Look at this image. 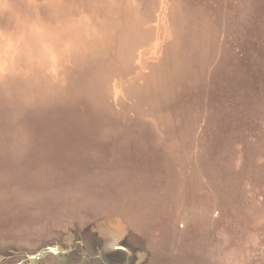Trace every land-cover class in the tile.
I'll return each instance as SVG.
<instances>
[{
	"label": "water",
	"instance_id": "water-1",
	"mask_svg": "<svg viewBox=\"0 0 264 264\" xmlns=\"http://www.w3.org/2000/svg\"><path fill=\"white\" fill-rule=\"evenodd\" d=\"M154 2L150 4L151 7L147 6V10L148 8H151V12L154 10L152 13H157L156 17L146 12L137 17V14L144 11V5H149V0H0V37L8 44L4 50L10 52L12 50L10 56L13 58L12 62L16 63V69L11 70L14 72L12 76L11 72L6 76L14 78L15 73L21 72L22 79L16 78L15 80L26 88V92L22 93L23 97L12 99L0 97V119L8 116L6 120L9 122L5 121V123L10 126L22 123L19 115L11 110L13 109L12 104L16 105L15 111L21 110L22 112L47 105L49 100L47 101L46 98L40 100L35 95L41 92L36 88L42 85V82H45V85L57 97H61L65 91L80 94L79 90H82V87H75L68 80L73 76H83V68H79L74 57L79 54L86 55V53L89 56L97 45L104 43L105 52L96 51V55H99L97 59L106 64L110 59L117 60V65L114 66L115 70L108 79L107 91L101 92L106 99L104 104L109 108V115H103L107 123L100 126L99 129H102L101 133H103L100 137L106 141V144L114 148V153L116 150V156L128 164V171L130 170L127 175L116 172L112 176L113 178L109 177L113 166L109 159L96 151V162L89 170L98 171L99 174L93 175L88 171L85 173L80 155H68L60 152V155L55 154L51 160L45 161V164L53 165L51 173L46 175V179L48 178L53 183L44 181L33 184L22 175L23 169L21 173L17 163L0 156V264H143L144 255L139 253L138 259H136L138 254L136 250L133 251L132 245H129L130 253L119 250L125 246H121L122 243L114 238L115 234H118L115 236L123 238V241H132V236L136 235H132L131 230L134 229L129 224H114L113 216H118L117 213L94 214L92 212L94 209H88L91 208L90 204H77L78 208L62 211L61 209L67 208L61 206L64 204L63 196L59 194H62L66 189L65 194L68 198H70L69 196L78 197L80 194V197L92 199H103V197L120 199L126 194L129 197L148 196L149 194L142 190L140 181L144 182L145 177L154 170H156L154 174H158V155L161 157L163 155L154 152L155 160L152 161L149 159L152 155V152H148V148L151 146L149 140L143 142L142 137H139L127 141V137L138 135L143 127L151 132H158V136L164 144V147H161V153L168 152V149L177 151L180 158L185 160L184 162L179 161L175 165L177 172L183 169L187 171L196 163L202 165L203 159L204 161L209 159V154L219 152L220 146H223L222 143L226 146L230 144L229 141L220 142L218 138L215 139V136L208 131L210 128L206 126L209 125L207 117L209 113L213 117V112L215 119L218 114L219 118H222L221 121L228 122L232 111H225L226 114H224L222 109L225 110V106L233 108L232 103H228L229 99L220 102L222 107L214 106L212 109L209 107L206 110H194L190 113L181 107H178L179 111L175 109L170 112L168 106L165 105L161 107L157 116L129 88L136 89L144 86L152 66L158 64V61L159 64H166L173 50L177 48L175 43L185 47V52L186 49H191L189 39L185 34L190 28L189 18L184 19L186 22L183 30L187 29L186 32L173 34L172 32L175 31L172 27L177 24H173L172 19L177 20V18L184 17H180L177 13L173 0H155ZM177 3H179L178 0L175 5L179 6ZM196 7L199 8L200 13L198 28L205 37L215 39L214 43L217 44L209 48L210 45L208 46V42L204 38L206 49L209 48L210 51L208 52L209 56L215 55L214 60L217 62L223 55H226L228 62L234 66L231 70L240 71L238 75L235 74L230 79L227 78L224 86L229 87L234 79L239 80L242 76L245 77L248 74H244L247 69L261 72L263 75L264 0H197ZM190 18L192 19V17ZM206 18L209 21H205ZM147 29L155 34L150 42H139L138 48H140H135L132 53H129L127 63L124 64L123 60L116 59L115 51L118 44L115 42L119 33H125L128 37L132 35L133 39H139V33L148 31ZM200 30H198V35ZM157 32L158 39H156ZM184 35L185 39H183ZM168 46H170L169 51ZM125 48L124 52H126ZM152 50L155 52L154 55L149 54L152 53ZM54 59H58V62L61 60V63L64 64L63 68L54 69L52 66ZM218 63L219 70L228 72L224 65ZM217 67L216 69H218ZM221 74L222 72H217V76ZM1 78L2 76H0V84L5 82ZM209 80L210 73L205 71L198 84L201 86L204 82L209 83ZM35 84L40 85L33 87ZM255 84L258 88H263L260 86L261 83ZM226 87L221 88L219 92L226 91ZM203 91V96H208L207 93L211 89L206 88ZM1 95L4 96V94ZM250 99L244 93H241L237 98L243 102L241 106L236 107L237 111H243L247 117L250 116ZM259 103L260 101L254 106L259 107ZM24 104L27 106L24 107ZM260 107L262 115L260 114L259 119L255 120L259 128L257 130L258 137L256 138L254 134L252 137L246 136L245 126L239 128L236 126L235 130L239 133L235 132L234 137L240 140L237 141L239 146H235L233 149L229 146L228 149L232 153L227 149L226 164L223 168L219 169L213 166L206 170L203 166V169L206 170L202 180L204 186L208 183L211 173H215L214 177H217L223 186L232 183L234 178L239 177L240 182L232 186L231 189L241 188L237 196L240 198L239 202L244 203V212H238L241 206L237 203L234 208L221 204L222 209L213 207L208 209V211L210 210L208 230L214 227L215 223L220 226L224 225V222L220 220L223 209L237 214L236 219L241 222H244V219L239 216L241 213H245V217H248L247 219L251 222L256 218L258 223L260 221L259 225L262 226V229L254 234L253 239L254 242L256 238L254 243L258 245L259 249L257 253L252 254L255 256L253 258L260 260L252 262V259L249 257L248 260L247 254L243 252L248 264H264V104ZM210 119L213 121V118ZM160 120L171 125V130H165ZM94 121L95 119L90 117L87 123L93 124ZM223 127L226 125L223 124ZM123 130L126 132L125 134L122 133ZM2 138L4 137L0 135V141L3 142ZM242 144H244L243 147H241ZM239 157H243L244 161H240ZM214 159L218 158L214 157ZM42 160H39L37 164L40 165ZM249 172L253 175H249ZM83 179L85 180L82 182L95 183L81 185L82 190L80 186H76L81 190L79 192L69 182ZM101 179L107 181L101 183ZM119 183V188L124 187V183H131V185L119 191H108L112 190V187H118ZM55 193L58 195L54 197L56 202L51 203L50 200ZM41 198L47 199L48 202H42ZM216 200L213 198L214 202ZM196 210V213L201 214V209L196 208ZM178 213L177 216L175 213L174 216H169L170 221L174 223V230L171 232L182 237L185 232H190L191 242L194 244H187L189 247L184 250L176 238L172 244V240L168 236L158 231V226L152 228L153 235L151 234L145 239V244H151L152 239H155L157 244H161L158 247L159 250L163 247L162 244L174 246L175 255L181 259L187 257V254L191 252V246H193L192 251L200 257L203 254L201 249L207 250L206 247L210 240H201L200 232L198 238L197 235L193 236L199 226L198 223H196L197 225H188L191 216L186 218V213H190L189 211ZM170 225L167 227H173ZM247 225V222L240 224L241 227L236 230L237 225L231 221L230 224L228 222L225 224V228L230 227V234L237 235L239 230L241 233L242 226ZM200 227L203 225L200 224ZM54 228L55 230H53ZM59 228L64 231L66 228L68 230L59 232L61 235L56 237L55 232L61 230ZM85 229H89L90 234H84L86 233ZM112 229L115 231L113 235L110 234ZM72 230H77L79 233L72 236V234L70 235ZM38 232L40 233L38 234ZM25 235L26 237L32 235L35 238L33 246L27 245L28 241ZM137 237L141 239V236ZM207 238L210 237L207 236ZM116 243L119 245L115 246ZM178 248L183 249V251H179L181 254L178 252ZM139 249L141 251V248ZM150 250H152L151 252L155 251L154 248H149L148 251ZM172 253L174 252L172 251Z\"/></svg>",
	"mask_w": 264,
	"mask_h": 264
},
{
	"label": "bare ground",
	"instance_id": "bare-ground-1",
	"mask_svg": "<svg viewBox=\"0 0 264 264\" xmlns=\"http://www.w3.org/2000/svg\"><path fill=\"white\" fill-rule=\"evenodd\" d=\"M188 0H186L187 3ZM191 1V0H190ZM197 2V0H195ZM146 5V4H145ZM188 5V4H187ZM146 5L145 8H147ZM145 11V10H144ZM194 14H197L198 16L200 15L199 13V8L197 7V10H193ZM138 31V30H137ZM182 32V31H181ZM148 35V33H146L144 35V31L139 33V39H133L130 35L129 37L127 36V34L125 35V33H119L117 40L115 43L118 44V47L115 51V57L118 59L119 58V53H124L126 55V53H130L135 47H138L139 42H144L145 39L147 38L146 36ZM150 35V34H149ZM148 35V36H149ZM126 36V37H125ZM155 37V34H153L152 36L148 37V39H153ZM146 39V40H148ZM156 39H158V33L156 35ZM99 41V40H97ZM126 43V45H125ZM101 45H97L91 52V54L89 56L83 55V54H79L77 56H75V61L78 62V66L79 68H83V76L82 77H78V76H73L72 78L68 79L70 84L76 86L79 84V88L82 87V90H79V99H78V103L75 105L74 110L76 112L82 113V114H87L88 110H89V106L94 107L93 108V113H95L93 115V117L95 118V120H98V118L101 119V123H104L103 121L104 116L109 113V108L106 107V105L104 104V102L106 101L105 97L102 96V91H107L108 89V79L111 75V73L115 70L114 66H116V61L117 60H108L107 64L105 62H101L100 60H98V56H96V51H100L101 53L105 52V44L104 43H100ZM8 45L2 38V40L0 39V76H2L1 80L5 81L4 83L0 84V97L4 98V99H9V98H16V97H23L24 95L22 93L26 92V88L22 87V84H20L18 81H16L15 79H22L21 72L20 73H15L13 77L8 78L6 75L8 73H10V75L12 76V74L14 73L13 71H11L13 68L16 69V63L12 62V57L10 55H12V50L10 51H5L4 47ZM126 46V48H125ZM124 48L126 49V52H124ZM120 49V50H118ZM130 50V51H129ZM10 52V53H9ZM119 52V53H118ZM158 52V50L156 51ZM92 53H95L94 56H92ZM124 54L121 55V58H125L127 59V55L126 57H124ZM94 57V58H92ZM87 58L88 61H84V59ZM114 58V57H113ZM122 58V59H123ZM97 59V60H96ZM219 59V58H218ZM220 62V63H218ZM218 64H222L225 66V69H227L228 72L222 71V77H219L217 82H214V80H210L209 83L206 84H202V89L205 90L206 87L209 88L211 91L208 94V96H203V94L200 96L199 99H195V101L192 103V101L190 100V107H194L197 106L199 107V111L200 109H205L209 108L212 109L214 108V106L216 107H222V105L220 104V102H224L227 99H229L230 101H228V103H232L233 108H231L230 106H225V110L222 109V112L224 114L225 111H232L231 117L227 120L228 122H223L221 121L222 118H219L218 114H216V119H215V113L213 112V117H211V113H209L208 115V121L207 123H211L214 124L213 128L211 129L210 133L213 134L215 136V139L218 138V140L220 142L226 140L229 141L230 144H235V146H239V143L237 141V138L234 137L235 132L239 133L237 130H235L237 127L239 128L240 126H245L244 128H246V132L245 135L252 137V134L256 135V138L258 137V132L257 130L259 129L257 127V123L255 122L256 118L259 119L260 114L262 115V109L260 106H262L264 104V71H263V75L261 74V72H257V71H245L244 74L248 73L245 75V77H241V79L239 78V80L235 79L232 83V85H230L229 87L224 86L225 81L227 78H225L224 75H231L234 76L235 73L234 71H232L231 69L234 67L231 63H228V60L226 58H223V56L220 58L219 61H217ZM159 64V62H158ZM172 64V62H171ZM63 63H61V60L58 62V59H54L52 61V66L58 69L63 68ZM162 66V65H161ZM166 67V66H165ZM184 67V66H183ZM231 70V71H230ZM160 69H158V67L156 68H152L151 73H154L152 75V79H151V84H147L145 86V88L147 89H136L134 92L137 94V96L141 99L140 101L144 102L146 106H148V109L151 110V112L154 115L159 114V111L161 110V107H164L165 105H167L168 107L171 106L173 107V111H175V109L177 111H179L178 107H176L175 102L176 100H180L179 98H173L175 96H173L170 93V90L172 89V86L170 84V80L174 77H176L175 74H168V76H162L159 75ZM157 73V74H156ZM261 83L260 86H263V88H258V86L255 83ZM208 84V85H207ZM36 85H40V84H35L33 87H35ZM30 86V85H29ZM226 87L227 90L223 91L222 93H220L219 91H221V88ZM36 89L41 90V92L35 94L38 98H40L41 100L43 99H48V104L45 106H37V114L39 116V114L43 116V120L46 121L47 118L51 117L50 115V110H52L53 107H55L54 109L56 110V106H57V110L58 112L61 110H67L66 106L63 107V105L61 106V101L63 100L64 97L61 96L62 100L60 99V97H57L51 89H49L48 86L45 85V82H42V85L38 86ZM202 89L201 92L203 91ZM66 90V89H64ZM182 90L184 91V87L182 88ZM197 91H199L198 89H196ZM133 92V93H134ZM204 93V92H203ZM241 93H244V95L246 94L247 97H250L251 99L249 100L251 103V105H249V114L250 116L247 117L246 114L242 112H238L237 108L238 106H241L243 104V102L237 100V98L240 96ZM1 94H4V96L2 97ZM194 94V93H193ZM44 96V97H43ZM67 96V95H66ZM172 97V98H171ZM244 97V96H243ZM61 100V101H58ZM105 100V101H104ZM202 100L207 101L206 102V107L204 106ZM223 100V101H220ZM246 100V98H245ZM24 101H26V99H24ZM55 101L57 102V104L55 106L54 103ZM259 103V107H255L254 105H257L258 102ZM60 102V103H59ZM248 102V100H247ZM59 103V104H58ZM66 104V102L63 101V104ZM12 108L11 110H14V112H18L15 111L16 109V105L12 104ZM24 107H26L27 105L24 104ZM53 106V107H51ZM11 107V106H10ZM9 107V109H10ZM167 107V108H168ZM204 107V108H203ZM68 108L73 109L71 106L68 105ZM19 109V107H18ZM49 111L45 114L44 111L48 110ZM233 109V110H232ZM29 111L27 112H20L21 113V122L31 126V124L33 123V119L32 117L34 116V112L30 110L33 109H28ZM216 110V109H215ZM90 111V110H89ZM72 112V111H71ZM264 112V111H263ZM239 113V114H238ZM238 114V115H236ZM109 115V114H108ZM236 115V116H235ZM235 116V118H233ZM26 117V118H25ZM107 117V116H106ZM213 118V121L212 119ZM27 121H25V120ZM38 119V117H37ZM161 121V120H160ZM169 121V120H168ZM159 122V119H158ZM162 122V121H161ZM22 123L18 124V125H14V131H12V136H14V138L17 136V133L19 132L20 126H22ZM44 122H39L37 123L39 125L38 127H34L35 128V133L30 135L29 137H25V135L28 136L29 131L24 132L25 135L23 134L24 141H28L33 142L34 138H36L37 140H35L33 143L34 147H31V145L29 146V152H27L26 154H30V152L33 149V152H38L37 156H39L38 158H36L35 163H33V168H39V167H43L42 169V173H43V179H46V175L50 174L52 169H53V165L49 164H45V161L51 160L52 157L55 156V154L60 155V152L63 153H67L68 155L70 154H77L80 155L82 158L81 161H83V170L85 173H87V171L90 174H99L98 171H92L89 170L92 169V166L94 165V163L96 162V155L95 152L98 151L100 155L106 157L107 159H109L110 164L113 166V169L111 170L112 172H110L109 177L114 176V174H116V172H119L121 174L127 175L129 173L128 171V164H126L125 162H123L122 160H120L116 155V150L115 153L113 152L114 148L112 146H110L109 144H106V141L104 139H102L100 137V134L98 133H94L93 131L90 133L91 137H88V147H89V151L87 152L84 150V147H78L79 145L74 146L71 142H70V138L67 136V134L63 135L60 134V131L58 130H54V132L50 129L49 131H45L41 128V125ZM105 124V123H104ZM103 124V125H104ZM162 124L164 125L165 130H170L168 124H165L162 122ZM223 124L226 125V127H223ZM228 126V127H227ZM237 126V127H236ZM172 127V126H171ZM208 127V126H207ZM11 128L8 124L5 123V121H3L2 119H0V135H2L3 137H5L3 139V141L5 140L6 143L3 144L2 141H0L1 143V148H0V156L3 155L4 150L7 147V138H9L10 136V131ZM33 129V128H32ZM4 130V131H2ZM30 130V127L29 129ZM17 132V133H16ZM124 132V130H123ZM148 132H150L149 130H147L146 128L143 127V130L138 133V135L132 136V137H127V141H129L130 139L133 138H139L142 137L144 139H150L151 136H146L148 135ZM154 133H156V139L158 137V140H161V138L158 136V132L157 131H152ZM126 132H124L125 134ZM143 133V135H142ZM141 134V135H140ZM261 134V133H260ZM259 134V136H261ZM21 135V134H20ZM131 135V134H129ZM127 135V136H129ZM3 144V145H2ZM79 144V143H78ZM223 146H220V150L218 153H211L208 155L207 160L204 161L203 159V164L201 165L200 163H196L193 164L190 169H187V171L181 170L179 172H174V168L172 169V172H169V170L171 169V167H176L175 165L178 164V162H184V159H181L180 156L178 155L177 151H170V149H168V152L162 153L161 155H163V160L167 161L164 162V164H161L158 161V176L160 178V181H156L155 178V174L153 172H155L156 170L150 172L149 176H146L144 182L140 181V184L142 185L141 188L142 190H145V193H148V196H144V197H129L127 194L126 196L124 195L123 197H121L120 199L117 197L111 198L114 199L115 204L119 203V201H124L126 198L128 199V209L129 210H124L123 208L120 209L118 206L114 207L112 206L111 208H107L101 205V203H94L95 199L93 200V203H88L86 202L84 199L85 197H73V196H69L70 198H68L65 194L66 189L63 190L62 195L63 196V200L62 202L64 203L63 208H67V209H61L62 211H70V208H78L79 206H76L77 204L80 205H86V204H90L91 208L88 209H94L92 212L94 214H100L103 215L102 213H106L107 215H109L110 213L112 214H118V216H113V218H115L113 220L114 224H129L130 227H132L135 231H137V233H135L134 230L132 231V235H136V236H132V241H123V238H119L118 234L114 235V238H117V240L122 243L120 244L121 246H125L119 250L123 251V252H129L130 253V246H133V251L136 250L137 254L136 255V259H138L139 253L140 255L143 254L144 258L142 259L143 264H168V260L167 259H171L172 264H211V263H215V264H224L225 262L222 261H227V258L230 256H234V252H238L241 249H245V251L247 253H249L247 250L252 247V243L250 242L254 235L251 236V240L250 238L241 236L242 233L239 232L237 233V235H231V230L230 227L229 228H225V224L228 222V224L231 223V221H233V223H235V225H237L236 230L241 227L240 224H245V222L248 223L247 226H242L241 229L243 228H247L249 229H253V228H257V230H261L260 229V221L259 223L257 222V218L254 219L252 222L251 220L247 219L248 217H245V213H241L240 218L244 219V222H241L239 219H236L237 214H235L234 212L228 210V209H223L221 211V215H220V220H222L224 222V225L220 226L218 223H215V226L212 227L211 229L208 230V215L210 213V210L208 211V209H210L211 207L213 208H221V204H226L227 206H231L232 208H234V205L237 203L239 206L238 212H244L243 209V202H239L240 198L237 196L238 193H240L241 188H237L232 190V186H235L236 184H238L240 182V178L236 177L232 180V183H228L226 186H223L222 184H220V181L217 180V177L215 176V173H211L210 177L211 180H208L207 185H202V181L201 178L203 177V174L206 172V170L214 167H217L219 169H222L223 166L226 164L225 160L227 159V154L226 151L229 148V144L226 146V144L222 143ZM162 145H164L162 143ZM153 146V145H152ZM78 147V148H75ZM136 147V145H135ZM146 147V146H145ZM154 147V146H153ZM243 147V146H241ZM32 148V149H31ZM152 148V147H149ZM80 149V151H79ZM31 150V151H30ZM3 151V152H2ZM228 151H230L228 149ZM148 152L149 149H148ZM231 152V151H230ZM235 152V151H234ZM232 153V152H231ZM88 156V157H87ZM5 159H8L5 155L2 156ZM150 157V156H149ZM214 157H217L218 159H214ZM88 158V159H87ZM42 160V162L40 163V165L37 164V162L39 160ZM152 161H154L155 159L151 157L149 158ZM240 161H244L243 157H239L238 158ZM81 164V163H80ZM50 165V166H49ZM28 166V167H27ZM203 166L205 167V169H203ZM23 167L26 169L29 168V165H27L26 163H24ZM20 169V172L22 173V169L21 167H18ZM57 168V167H55ZM177 170V169H176ZM161 172V173H160ZM176 175H175V174ZM251 172H249V175H253L250 174ZM153 174V175H152ZM76 175V174H75ZM173 175L177 176L176 178L179 179L178 183L174 182V177ZM61 177V176H60ZM108 177V176H106ZM113 178V177H112ZM164 180H162V179ZM83 180H79V181H69L71 185H74V187L81 192L82 187L81 185H84L82 181ZM48 181L49 183H53L51 181ZM107 180L101 179V183L102 182H106ZM88 185L89 184H94L92 182H87ZM160 183V184H159ZM157 184L159 185V189L157 190ZM130 184L124 183V187L119 188L120 183L118 184V187H112V190H108V191H119L123 188L129 187ZM177 185V186H176ZM76 186H80L81 190L78 189ZM176 186V187H175ZM208 187V189H207ZM56 188V187H55ZM114 188V189H113ZM107 191V192H108ZM70 193V192H69ZM68 193V195H69ZM110 193V192H109ZM232 196H231V194ZM80 194V193H79ZM81 195V194H80ZM79 195V196H80ZM58 196L56 193L54 196H52L53 198H51L50 202H56L54 200V197ZM217 199L215 202L213 201V198ZM84 198V199H83ZM107 199V197H106ZM116 199H118V201H116ZM42 202L44 201L45 203L48 202L47 199H43L41 198ZM222 201V202H221ZM86 202V203H85ZM214 202V204H213ZM173 203V204H172ZM111 204V203H109ZM113 205V204H111ZM100 209H99V208ZM230 207L231 210H233ZM250 207V206H249ZM197 209H201L200 213L198 214ZM96 209V211H95ZM134 209V210H131ZM132 213H131V212ZM181 211H189L190 213H186V218H188V216H191L189 219L190 221L188 222V225H197L196 223H198L199 229L197 231H195V233H193V236L197 235L196 237L198 238V234L200 232V237L201 240L205 239V235H208L212 242V245H214L213 247L215 249L212 248L213 251H211L210 253V257L209 259L205 256H203V254L198 257V255L194 254V251H192L193 246H191V252L187 254V257H184V259H181L179 257H177L175 255V248L174 246L169 245H164L162 244L163 247L160 248L159 250V246L161 244H157L155 242V239L151 241V244H145V239L150 236L152 233V228H154L155 226H158V231L161 232L162 234H164L165 236H168L170 238L171 243L173 244L174 241L176 240L182 244L181 246H183L184 250L185 248L188 249V245H192L194 243L191 242L192 237H191V233L190 232H185L183 237L179 236L178 234H174L173 231L174 230V226L170 219L169 216L172 215L174 216L176 214V216L179 214L178 212ZM175 213V214H174ZM203 214V215H202ZM175 216V217H176ZM192 221H196V222H192ZM258 223V224H257ZM171 224V225H170ZM200 224L203 225V227H200ZM173 226V227H167V226ZM118 227L121 228V226L117 225ZM169 228V230H168ZM198 228V227H197ZM61 230H56V234L55 236H60L62 232L67 231L68 229L66 228L65 231L62 228H59ZM55 230V228L53 229ZM52 230V231H53ZM82 230V229H81ZM86 233L84 234H90V230L89 229H85L84 230ZM61 232V233H59ZM114 229L110 230V234L113 235ZM40 232H38L39 234ZM68 233V232H67ZM75 233H79L77 230H72L70 232V235L72 234V236H75ZM240 233V234H239ZM137 236H141V239ZM162 236V235H161ZM184 236H187V238L185 239ZM204 236V237H203ZM26 237V235H25ZM36 237V235H35ZM139 238V239H138ZM176 238V239H175ZM35 238L31 235V237H26V240L28 241L27 245H31L33 246ZM32 240V241H31ZM208 240V239H207ZM162 241H164L162 239ZM165 242V241H164ZM253 242V241H252ZM156 243V245H155ZM163 243V242H162ZM202 244H204L202 242ZM115 246L119 245V243L114 244ZM130 245V246H129ZM139 246V247H138ZM148 246L150 249L154 248V252H151L152 250L148 251ZM169 246V248L167 247ZM258 246V245H257ZM138 247V248H137ZM141 248V251L140 249ZM167 248V253L164 254L167 257L163 256L162 254H158V250L161 252V250L163 251L164 249ZM253 248V247H252ZM174 253H172V251ZM182 248H178V252L179 251H183ZM199 250V249H198ZM218 250H222L224 252V257L223 256H219L216 255V252ZM187 251V250H186ZM250 251V250H249ZM159 252V253H160ZM180 253V252H179ZM181 254V253H180ZM186 254V252H185ZM252 255V254H251ZM168 256H170L168 258ZM254 256H250V258L252 260H257L256 258H253ZM246 261V259H244ZM249 260V258H248ZM167 261V262H166ZM244 262V261H242ZM247 262V261H246Z\"/></svg>",
	"mask_w": 264,
	"mask_h": 264
},
{
	"label": "rangeland",
	"instance_id": "rangeland-1",
	"mask_svg": "<svg viewBox=\"0 0 264 264\" xmlns=\"http://www.w3.org/2000/svg\"><path fill=\"white\" fill-rule=\"evenodd\" d=\"M154 1L155 0H149V7H151L150 6L151 3H155ZM173 1L175 2L174 3V7H176L177 13H179L180 17H184V18H177V20H173L172 19V23L173 24H177V26H173L172 27V29H174V31H175V32H172V33L173 34H176L177 32H178V34H182L183 32L185 33L187 29L183 30L185 28L184 26H185V22H186V21H184V19H186V17H188L189 18V20H188L189 24L188 25H189L190 28L187 30V33H185V34H187V37L189 39V47L191 49H186V52H185L184 51L185 47H182L181 44L175 43L177 48L175 50H173V53L167 59L166 64H154L152 67H154V68L158 67V69H160V72H158L159 75H162V76H168V74H175L176 75V77H174V78H172L170 80V84L172 86V89L170 90V93L173 96H175L173 98H179L180 99V100H178V99L176 100V102H175L176 107H181L182 109H184V110H186V111H188L190 113L191 111H194V110L199 111V107H197V106L190 107L189 104H190V100L193 103L195 101V99H199L200 96L204 92V91L201 92V90H200V89H202V87H201L202 85L200 86L198 84V81L200 80V78L202 77L204 72L207 71V73L208 72L210 73V80H214L213 81V83H214V82H217L219 77H222V74L220 76H217V72H219V71L222 72V71L219 70V68L217 67V62L214 60L215 55L214 56L212 55V57H210L209 53H208V52H210L209 48L213 47V45H217L216 43H214L215 39L213 40L212 38L205 37L203 32H201V30L198 28L199 21H200V15L198 16L197 14H194V11H193V10H197V7H196V3L197 2L195 0H191V1L188 0L187 3H186V0H178L179 3H177V4H179V6H176L175 4H176L177 0H173ZM144 6H146V5H144ZM143 10H145V11L141 12V14H137L136 16L139 17V16L143 15L146 12L149 15H151L153 17H156L157 13H152L154 10L151 12V8H148V10H147V8H144ZM190 17H192V19ZM205 21H209V20L206 18ZM178 26H180V27H178ZM147 30L148 31H144V35L146 33H148V35L149 34L150 35L149 36L147 35L146 39H148V37L153 35L149 29H147ZM198 30H200V32H199L200 34L199 35H198ZM183 37H184L183 39H185V35ZM197 38H198V40H197ZM204 38L206 39V42H208V46L210 45V47L208 49H206ZM0 39L2 40V37H0ZM146 39H145L144 42H147V41L150 42L151 41V39H148V40H146ZM135 48L139 49L140 47L139 48L135 47ZM167 49L169 51L170 46H168ZM118 50H120V49H118ZM132 51H131V53H132ZM223 51H225V50H223ZM122 54H124V53H122ZM122 54L119 53L118 60H123L124 64H125L129 60V53L128 52L126 53L127 59H125L123 57H122L123 58L122 59L121 58ZM143 54H146V52H143ZM149 54L154 55L155 54L154 50H152V53H149ZM224 54H226V53H224ZM94 55H95V53H92V56H94ZM126 55L124 54V57H126ZM87 56H88V54H87ZM96 56H98V55H96ZM225 56L226 55H223V58H226ZM92 58H94V57H92ZM210 58H211V61H210ZM147 59L150 60V58H147ZM84 61L87 62L88 59L85 58ZM171 62H172V64H171ZM228 63H230V62H228ZM216 67L218 69H216ZM232 71H234V73L236 75H238L240 73V71H237L236 69H234ZM247 71H249V69H247ZM153 74L154 73L150 72V75L148 77V80H147L146 84L144 86L138 87L136 89H141V88L147 89V88H145V86L147 84H151L152 83L151 79H152V75ZM224 76H225V78H228V79H230V77H232L229 74L228 75H224ZM210 80H209V82H210ZM202 84L204 85V84H206V82H204ZM77 86H79V84L76 85L75 87H77ZM183 87H184V91L182 90ZM129 88L131 89L132 92H134L136 90V89H133L134 87L133 88L129 87ZM206 88H208V87H206ZM209 88H210V86H209ZM196 89H198L199 91H197ZM62 97H64L63 100L60 97V99L62 101L59 100V99H58V101H61V106L62 105H63V107L66 106L67 110H61V111L58 112V110H57L58 109L57 108L58 105L56 106V110H55L54 109L55 107H53V106H55L57 104V102L55 101L54 105L51 106V107H53L52 110L49 111V109H48V110L44 111L45 114L49 111L50 115H51V117L50 118L48 117L46 121L43 120L42 114L41 115L39 114V116H38V114H37L38 112L36 110L37 108L33 109V110H30V112L31 111L34 112V116L32 117V119L34 120L33 123L31 124V126H29V125H27V124H25L23 122L22 126H20L19 132L18 133L16 132L17 136L15 138H14V136H12V131H14L13 129H14L15 126L14 125L13 126L9 125L10 127H12L11 131H10V136H9V138H7V142H8L7 143V147L4 150V152L2 151L3 155H1V156L5 155L9 160H13L15 164L17 163L18 167H21V169H23V174L22 175H24V177H27V179L29 180L30 183L38 184V183H43L45 180H47V179H43V173H42L43 167L41 166V167L36 169V168H33V165H32L33 163H35L36 158L39 157V156H37L38 152H33V149L31 148L32 151L30 150L31 151L30 154H28V155L26 154L27 152H29L28 151L29 148H30L29 146L31 145V147H34L33 143H35L34 141L37 140V139L34 138L32 144H31V142H29V140L28 141L27 140L24 141V138L25 137H29L30 135L35 133V128L34 127H38L39 128V125L37 123L44 122L41 125V128L43 130H45V131H49L51 129L53 132H54V130L60 131V134H62V136L67 134V136L71 139L70 142L74 146L79 145L78 147H81V148L85 146V149H84L85 151H86V149L88 147V144H87L88 137H91L90 133L92 131L94 133L96 132V133H98L100 135L103 134V133H101L102 129H99V128L104 123H107L106 120L103 121L104 123H101V119L98 118V120H95L93 124L89 123V122L87 123V120L90 119V117L95 119L93 117V115L95 113L92 112L94 107L89 106V110L90 111L88 110L87 114H82V113L76 112L74 110V107L78 103V99H79L78 98L79 97L78 93L74 92L72 94L70 91L69 92L65 91V94H63ZM47 101H48V99H47ZM63 101L66 102V104L65 103L63 104ZM202 102H203L204 106L206 107V102L207 101L202 100ZM68 105L73 108V109H71L72 112L70 111V108H68ZM168 108H169L170 112H173V109H172L173 107L169 106ZM20 112H21V110L18 111V112H14V113L18 114L19 117L21 118V113ZM46 116H47V114H46ZM37 117H38V119H37ZM7 118H8V116H5L4 118H2V120L3 121H8V120H6ZM207 120H208V117H207ZM25 121H27V120H25ZM83 124H85V125H83ZM208 124L209 125H206V126H208V128H210L208 131H211V129L213 128L212 127L213 124H211V123H208ZM29 127H30V130H28ZM171 128L172 127L169 126L170 130H171ZM27 131H29L28 136L25 135V133H24V132H27ZM122 133H124V132L122 131ZM23 134L25 135V137L23 136ZM155 134L156 133L150 131V132H148V135H146V136H151L150 139L142 138L143 142H146L144 140H147V141L149 140L151 142V146L150 147H152V148H148V149H149L150 152H152V158L153 159H155V156L153 157L154 152H156V153L158 152V154H162L161 153L162 152V148L164 147V145H162L163 142H161V140H158V137H157V139L155 138L156 137ZM142 135H143V133H142ZM4 138H2V140ZM5 140L3 141V144L6 143ZM235 144H237V143H235ZM235 144H229L231 149L235 148ZM242 146H244V144H242ZM88 151H89V147L87 149V152ZM80 158H82V157L80 156ZM158 161L161 164H164V162H167V161L163 160V157H161L160 155H158ZM24 163L29 165L28 169H27L28 166L26 167V169L23 167ZM82 163H83V161H82ZM173 168H174L173 171L177 173V170L175 169L174 166L171 167L169 172H171L173 174V172H172ZM175 175H173L174 182L178 183L179 179H177L176 178L177 176H175ZM155 178H156L157 182L160 181V178H159L158 174H155ZM203 179H204V176L201 178V181ZM162 180H164V179H162ZM208 180H211V177H209ZM83 184L84 185H88L87 182H83ZM156 187H157V190L160 188L158 184H157ZM78 197H80V196H78ZM84 200L86 202L90 203V204L93 203V200L90 197H85ZM116 201H118V199H116ZM96 202L97 203L100 202L102 206L107 207V208H111L114 205H115L114 207L118 206L120 209L125 207L126 209H124V210H127L128 209V205H129L127 198L123 202L119 201V203H117V204L113 203V202H115V200L111 199L109 197H107V199H106V197H103V199H97L96 198L94 200V203H96ZM109 203H111L113 205H111ZM260 229H262V226L260 227ZM257 231H258L257 228H253V229H249V230L247 228H243V229H241V233H242L241 236L250 238V240H251V236L256 234ZM207 236L208 235H205V237L203 236L205 239H202V240H204V241H206L207 239L210 240L209 238H207ZM184 238L186 239L187 236H184ZM253 239H254V237H253ZM253 239L250 241L252 243V247L253 248L250 247L247 250L249 253H247L245 251V249H241L238 252H234V254H235L234 256L228 257L227 261H222V262H225L224 264H248V262H246L244 260L245 258H244L243 252L246 253L248 258H249L250 256H252L251 254L257 253V251L259 249L257 244L254 243L256 238H255L254 242H252ZM213 246L214 245H212V242L210 240V242L208 244V247H206L207 250L201 249L202 250L201 253H203V256H205V257H207L209 259L210 254H211L210 252L213 251L212 248L215 249ZM167 247L169 248V246H167ZM166 251H167V248L164 249L163 251L161 250V252L159 254L160 255L162 254L163 256L167 257L166 255H164V254L167 253ZM216 255H219L221 257L223 256V258H225L224 257V252L222 250H218L216 252ZM169 257L170 256H168V258ZM167 260H168V262L167 261L166 262L168 264H172L170 258L167 259ZM259 260L260 259H257L256 261H259ZM242 261H244V262H242ZM252 262H253V260H252ZM207 264H209V263H207ZM211 264H215V263H211Z\"/></svg>",
	"mask_w": 264,
	"mask_h": 264
}]
</instances>
